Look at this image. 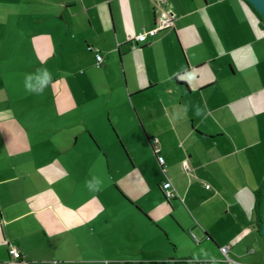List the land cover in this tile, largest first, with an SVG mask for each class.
Listing matches in <instances>:
<instances>
[{
	"label": "crops",
	"instance_id": "crops-1",
	"mask_svg": "<svg viewBox=\"0 0 264 264\" xmlns=\"http://www.w3.org/2000/svg\"><path fill=\"white\" fill-rule=\"evenodd\" d=\"M164 13L175 27L132 49ZM263 186L264 23L245 0H0V264H227L222 247L264 264Z\"/></svg>",
	"mask_w": 264,
	"mask_h": 264
},
{
	"label": "built area",
	"instance_id": "built-area-1",
	"mask_svg": "<svg viewBox=\"0 0 264 264\" xmlns=\"http://www.w3.org/2000/svg\"><path fill=\"white\" fill-rule=\"evenodd\" d=\"M175 27V16L172 14L164 13V16H162L155 26V28L149 32H143L139 34L138 36L132 38L129 42L132 46V49H137L141 44H145L147 41V38L149 35H155L157 33L173 29ZM89 50L91 52H94L95 58H96V65L98 68L102 67L104 65V57L97 52V50L93 47H89ZM153 150L154 153L157 156L158 162L163 170V172H166V162L163 156H161V148H160V140L158 138H155L153 140ZM184 169L186 171H189V166L187 163L184 164ZM163 194L165 198L168 201L179 199L180 196L177 193L176 189L174 188L171 181L167 180L162 184ZM194 238V237H193ZM229 248L228 247H222L221 253L223 254L225 258V262L227 264H239L237 261L231 259L228 255ZM10 255L14 260H19L21 258V253L16 248L10 249ZM49 264H57L56 261H52Z\"/></svg>",
	"mask_w": 264,
	"mask_h": 264
},
{
	"label": "clouds",
	"instance_id": "clouds-1",
	"mask_svg": "<svg viewBox=\"0 0 264 264\" xmlns=\"http://www.w3.org/2000/svg\"><path fill=\"white\" fill-rule=\"evenodd\" d=\"M52 80V75L47 69L38 70L36 74H28L24 78V87L28 92H34L40 94L49 85ZM205 109L196 106L195 114L197 116L202 115ZM86 187L90 192L98 193L103 188V181L93 175L92 178L86 181Z\"/></svg>",
	"mask_w": 264,
	"mask_h": 264
},
{
	"label": "trees",
	"instance_id": "trees-1",
	"mask_svg": "<svg viewBox=\"0 0 264 264\" xmlns=\"http://www.w3.org/2000/svg\"><path fill=\"white\" fill-rule=\"evenodd\" d=\"M245 2L251 7L253 12L256 14V16L264 23L263 17L260 15V13L249 3L245 0ZM98 52V51H97ZM94 53V52H93ZM99 53V52H98ZM103 67V66H102ZM101 68V67H100ZM263 199H264V186L262 189L257 193V232L262 237V218H263Z\"/></svg>",
	"mask_w": 264,
	"mask_h": 264
},
{
	"label": "water",
	"instance_id": "water-1",
	"mask_svg": "<svg viewBox=\"0 0 264 264\" xmlns=\"http://www.w3.org/2000/svg\"><path fill=\"white\" fill-rule=\"evenodd\" d=\"M249 2L264 19V0H246ZM262 237L264 238V199H263V218H262Z\"/></svg>",
	"mask_w": 264,
	"mask_h": 264
},
{
	"label": "rangeland",
	"instance_id": "rangeland-1",
	"mask_svg": "<svg viewBox=\"0 0 264 264\" xmlns=\"http://www.w3.org/2000/svg\"><path fill=\"white\" fill-rule=\"evenodd\" d=\"M104 145H107V144H106V142H105V144H104ZM105 148H106V146H105ZM107 149H108V148H107Z\"/></svg>",
	"mask_w": 264,
	"mask_h": 264
}]
</instances>
